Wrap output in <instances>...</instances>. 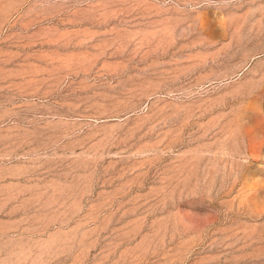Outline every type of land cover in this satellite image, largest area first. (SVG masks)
<instances>
[{"label": "rangeland", "instance_id": "obj_1", "mask_svg": "<svg viewBox=\"0 0 264 264\" xmlns=\"http://www.w3.org/2000/svg\"><path fill=\"white\" fill-rule=\"evenodd\" d=\"M0 264H264V0H0Z\"/></svg>", "mask_w": 264, "mask_h": 264}]
</instances>
